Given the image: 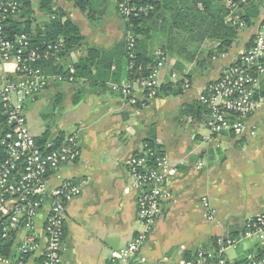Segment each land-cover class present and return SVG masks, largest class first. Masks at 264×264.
Listing matches in <instances>:
<instances>
[{"label": "crops", "instance_id": "obj_1", "mask_svg": "<svg viewBox=\"0 0 264 264\" xmlns=\"http://www.w3.org/2000/svg\"><path fill=\"white\" fill-rule=\"evenodd\" d=\"M118 1L107 0L100 6L93 23L69 0H20L21 10L10 22H30V29L34 31L47 24L48 7L63 12L83 37L81 47L69 51L63 58V68L67 70L86 56L87 49L101 54L123 52L126 27L118 13ZM260 13L251 25L238 31L239 43L234 46V41L226 52L218 53L216 41L201 44L193 62H182V73L174 70L178 58L167 55L162 82L172 83L173 72L184 74L190 84L182 95L155 98L143 104V97L138 94L140 107L137 108L113 92L112 83L92 87L85 79L68 82L65 76L63 80L50 79L28 105L27 116L36 106L53 107L52 114H55L59 112L57 104L63 99L66 111H76L81 116L71 124L54 128L44 125L42 132L35 135L54 142L65 134H76L79 159L75 165L59 172L62 178L85 181L80 196L70 200L66 208L65 257L70 264H170L188 258L197 247L208 248L216 237L240 234L246 221L264 210V112L247 119L246 129L239 136L224 133L204 140L208 134L202 137L190 130L203 126L202 118L182 111L183 106L195 103L198 106L206 85L217 80L249 47ZM154 22L157 31L161 23L158 18ZM196 68L199 76L195 79L191 74ZM5 70L8 77H14L12 64H7ZM259 89L264 91V77L260 79ZM261 99L264 102V97ZM252 126L256 128L254 135L250 134ZM151 134L178 168L177 175L167 185L171 200L164 204L134 260L112 261L110 252L125 247L142 230L136 194L129 191L131 178L126 166ZM199 137L209 143L194 159L190 156L189 139L196 141ZM205 202L214 211L213 220L205 217ZM194 240L198 243L193 244ZM246 247L250 250L249 245H244L241 247L244 251L232 258L245 254Z\"/></svg>", "mask_w": 264, "mask_h": 264}, {"label": "built area", "instance_id": "obj_2", "mask_svg": "<svg viewBox=\"0 0 264 264\" xmlns=\"http://www.w3.org/2000/svg\"><path fill=\"white\" fill-rule=\"evenodd\" d=\"M248 0H222L227 11L226 22L239 31L246 25L239 12ZM21 10L20 0H0V230L8 242L9 252L0 256V264H70L65 257V223L67 204L82 193V178H62V168L73 166L80 156L75 133L60 136L54 142L33 135L27 124V107L40 95L47 82L63 80L51 75L49 67H64L62 39L42 41L32 46L27 34H8L9 21ZM141 11H153L147 6ZM129 9L118 4V13L126 21ZM127 51L133 49L134 38L125 36ZM155 65L146 78L112 84L111 89L131 106L155 99L162 85V72L167 56L156 50ZM14 66V77H8L5 66ZM114 70V68H113ZM73 67L67 69L68 82L74 80ZM264 77V2L257 31L249 47L228 66L221 76L206 85L198 99V108L210 140L224 133L241 135L246 121L259 111L264 102L259 96L260 79ZM63 78V79H62ZM189 87L184 74L173 72L172 83ZM255 127L250 134L254 135ZM131 178L129 191L136 194L138 220L142 230L125 247L112 250L110 259L118 262L134 260L147 241L171 200L167 185L178 173L158 144L145 142L128 163ZM205 217L213 220L214 211L204 203ZM249 245L246 253L228 259V249ZM170 264H264V210L248 219L236 236L216 237L211 246L197 247L188 258Z\"/></svg>", "mask_w": 264, "mask_h": 264}, {"label": "trees", "instance_id": "obj_3", "mask_svg": "<svg viewBox=\"0 0 264 264\" xmlns=\"http://www.w3.org/2000/svg\"><path fill=\"white\" fill-rule=\"evenodd\" d=\"M69 1H72L88 20L93 21L97 9L107 0ZM248 1L242 12H239L245 25H251L258 17L264 0ZM118 4H124L130 11L124 23L126 34L129 33L134 38L133 49L128 52L126 44L120 54L114 51L101 54L95 49H87L86 56L73 66L74 80L85 79L92 87H103L107 83L120 85L123 82L146 78L155 65V52L159 49L166 56L178 58L174 70L182 73L184 69L182 62H193L197 51L205 41L218 42L217 51L223 53L238 36L239 30L226 22L228 13L222 5V0H119ZM147 6H151L153 11L140 10ZM45 13L49 20L41 29L31 31L30 22L15 24L9 21L8 34H27L32 46L42 41L61 38L62 57H65L69 51L81 47L83 37L63 12L52 11L51 7H48ZM156 18L161 23L157 31L153 27ZM48 72L67 76V70L59 66L49 67ZM183 89L180 80L176 83L163 82L156 98L176 97L183 94ZM259 96L264 97V91H260ZM136 105L137 108L140 107V104L136 103L134 106ZM182 111L187 115L200 116L196 103L183 106ZM44 135L46 136V133ZM154 139V134H151L145 142L154 146ZM1 157L0 150V159ZM8 252L9 244L1 238L0 230V256Z\"/></svg>", "mask_w": 264, "mask_h": 264}, {"label": "rangeland", "instance_id": "obj_4", "mask_svg": "<svg viewBox=\"0 0 264 264\" xmlns=\"http://www.w3.org/2000/svg\"><path fill=\"white\" fill-rule=\"evenodd\" d=\"M95 20H93V23L95 22ZM238 43H239V39L237 38L235 40L234 46ZM196 70H198V69L196 68L195 70H193L194 72L191 74L193 76V78H195V79L198 78V76H199L196 73ZM173 100H175V99H173ZM63 101L64 100L61 99L59 101V103L57 104L59 112H57L55 114H52L53 107H47V106H44L43 108H41V106H40V108L36 106L34 108V110L28 114V116H27L28 128L33 135L40 134L45 127L44 125H48L47 127H49V128H54L55 126L61 125V124L75 123L81 118L79 113L76 111H70V112L66 111L67 107H65V106L63 107ZM168 117H169V115H168ZM185 130L188 131V128L186 127ZM190 130H191V133L197 132L200 135H202V137L204 135L208 134V131L203 126H197V128L193 127V128H190ZM189 142H190L189 146L192 149L190 156L194 159H196L197 155L200 153L199 150L206 149L207 145L209 143V142L203 141L201 139V137H199L198 140H196V141L189 139ZM205 162H206V160H205V158H203L202 164L204 165ZM232 214H234V213L232 212ZM184 227H186V228L188 227L187 221L184 222ZM234 228H235L234 226L231 227V229H234ZM197 241L198 240H194L191 242L193 244H196V243H198ZM241 247H243V246L241 245L237 250H234L232 248L228 249L226 251L227 258L232 259L233 256H236L238 253L243 252L244 250Z\"/></svg>", "mask_w": 264, "mask_h": 264}]
</instances>
